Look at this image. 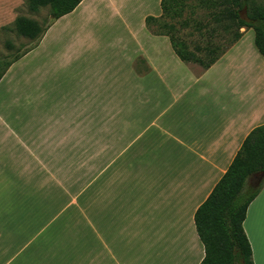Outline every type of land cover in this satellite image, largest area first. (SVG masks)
<instances>
[{
	"label": "crops",
	"instance_id": "crops-1",
	"mask_svg": "<svg viewBox=\"0 0 264 264\" xmlns=\"http://www.w3.org/2000/svg\"><path fill=\"white\" fill-rule=\"evenodd\" d=\"M160 1L82 0L70 13L80 11L81 17L93 21L100 18L101 25L110 20L108 26L116 36L144 33V41L151 46L144 50L135 40L140 51L124 57L125 69L114 73L110 83L100 81L101 73L87 74L88 79L76 87L74 115H69L70 119V110L64 105L67 109H61V120L54 118L47 120L44 127H35L41 130L39 134L29 127L26 138L25 126L19 124L18 131H8L15 147L24 151V163L22 170L17 168L21 157L16 149L12 153L14 183L0 187V264H37V243L43 240V232L39 236L37 229L46 228L53 221L46 217L47 207H38L36 198L53 190L52 181L67 178L70 148L78 151L85 145L84 115H114L117 101L127 110L126 101L134 100L137 94L144 99V126L112 122L99 125L94 121L92 127V146L95 156L97 147L100 149L99 162L124 165L125 174L119 180L115 174L117 183L110 186L108 206H99L108 218L102 223L101 215L98 217V240L101 244L104 234L109 250L66 255L61 264H70L73 259L82 261L77 264L201 263L204 250L193 216L224 175L247 135L264 124V59L254 46L253 31L243 30L242 38L209 69L194 71L191 64H184L175 56L166 37L152 36L145 28L146 17L161 15ZM66 16L49 29H55ZM134 22L139 30H135ZM49 29L38 46L14 63L0 80V102L20 79L32 83L42 75L47 91L38 92L36 98L41 100L64 94L55 77L58 73L67 74L72 80L81 79L83 68L82 74L69 76L68 62L39 74L33 68L29 70L38 58L45 59L46 66H57L53 60L56 55L46 46ZM127 47L119 44L113 50L124 51ZM109 48L106 46V51ZM138 58L144 70L133 68ZM40 106L36 103L35 114H39ZM4 125L0 124V130L5 134ZM114 191H121L118 206L111 204ZM98 197L101 198L100 193ZM119 211L126 213L123 222L127 245L129 222L134 225L140 220L144 225V250H113L122 233L115 215ZM242 227L253 264H264V185L248 206Z\"/></svg>",
	"mask_w": 264,
	"mask_h": 264
},
{
	"label": "rangeland",
	"instance_id": "rangeland-1",
	"mask_svg": "<svg viewBox=\"0 0 264 264\" xmlns=\"http://www.w3.org/2000/svg\"><path fill=\"white\" fill-rule=\"evenodd\" d=\"M255 6H264V0H249L248 13H251V9ZM203 15L204 13L202 15L200 13L199 17H203ZM17 17H24L44 26L49 22V9L46 7L40 9L37 13H31L27 9L26 0H0V59H10L25 52L33 45L31 41L18 37L12 30L13 22ZM88 17H91V15ZM99 20L100 18L94 21L92 18H83L80 16V11L66 16L55 29L50 30L52 27L49 29L51 32L46 41V46L49 45L48 51H53L52 54L56 55L53 60H55L57 66H46L45 59L38 58L35 61L37 64L29 68V70L33 68L32 70L39 74L40 71L59 69L61 63L68 62L66 64L70 65L67 68L70 72L69 76L76 75V73L77 75L78 73L82 74L81 70L83 68L84 77L81 76L80 80L77 77L75 80L67 78V74L64 73L55 75L65 91L64 94H59V98H56L57 94H53L50 96L51 99H37L38 92L46 90L45 83H43L45 78L41 75V77H37V80L34 79L32 83L25 78L20 79L18 83L16 82L17 84L13 83L8 92L9 94H6V99L0 102V124H5L4 127L7 129L5 134L0 130V187L2 185L10 186L14 183L12 153L17 148L13 143V137L8 133L9 130L16 132L18 127L23 125L25 126L23 134L26 138L29 136V127L33 132L36 131L39 134L41 130L35 129V127L38 124L41 125L40 127H44L47 120L60 119L61 109L66 108L64 105H67L68 110H70L68 116H73L72 104H75L76 100V87L78 83L86 80L87 74L101 73L99 75L100 81L110 83L113 80L114 73L118 74L125 69L127 65L124 64L125 56L140 51L138 46H142L144 50L150 48L151 45L144 41V33L137 32L134 37L116 36L112 34V30L108 26L112 21L108 20V23L107 20H104V25H101ZM133 25L135 30L140 29L136 26V22ZM191 32V28H185L181 29L179 35L184 39L188 38L187 41H193L196 37L190 38L188 34ZM135 40L140 42L138 46L135 45ZM8 44L12 45L11 50L8 48ZM119 44H124L130 49L127 47V50L115 52L113 49H117ZM106 46L110 47L107 51ZM191 67L194 71L202 70L197 65H191ZM133 68L136 71L145 69L140 58L134 60ZM66 81H71L70 87ZM51 89L55 93V89ZM33 97L35 100H33ZM141 97L137 94L134 100L126 101L125 107H127V110L124 109V105H120L121 101H117L119 106H116L114 115L108 113V116H96L95 118L90 114L84 115L85 145L83 148H79L78 151L70 148L67 178L58 182L52 181L53 190H49L47 195L36 198L38 207H47L46 217L53 221L52 225L50 224L46 228L38 227L37 229L39 236L43 232V240L37 243V264H61V258L66 255L80 256L94 251L109 250L108 245L106 246L108 244L106 243L107 239L103 237L104 234L101 236V244L98 240V217L101 215L102 223L107 222L108 218L106 212H100L99 206L101 208L108 206L106 202L109 199L110 186L117 183V175L119 180L125 173L123 171L124 165L110 164L107 160L99 162L98 153L100 149L98 147L96 150L97 156L94 155L92 146L93 122L96 121L99 125L112 122L117 125L144 126V99ZM36 103L41 104L38 108L41 110L37 111L39 114L34 112ZM68 116H65V118ZM68 121L70 122V120ZM16 152H19L21 157L20 162L16 163H19L17 168L22 170L24 151L18 148ZM99 172H101L100 175ZM118 172L120 173L117 174ZM142 174L144 175V172ZM256 179L257 177L252 178L250 185L254 186ZM57 183L58 185H56ZM46 185L50 187L48 183ZM99 193L101 195L100 199L98 197ZM119 194L118 191L117 194L115 191L112 193L111 204L117 205ZM133 214L130 215V218H133ZM115 215H117L118 230L122 233L117 237L113 250H144V225L140 220L134 225L132 221L129 222L130 234L127 237L129 239L127 245L124 240L125 223L123 222L126 213L119 211ZM95 222H97L96 226H94ZM70 262L77 264L82 261L73 259Z\"/></svg>",
	"mask_w": 264,
	"mask_h": 264
},
{
	"label": "trees",
	"instance_id": "trees-1",
	"mask_svg": "<svg viewBox=\"0 0 264 264\" xmlns=\"http://www.w3.org/2000/svg\"><path fill=\"white\" fill-rule=\"evenodd\" d=\"M82 0H26L29 12L49 9V22L42 26L17 17L12 30L33 45L21 54L0 59V80L7 70L34 50L54 22L72 13ZM249 0H161V15L146 17L147 31L166 37L175 56L184 64L209 69L244 32L252 30L254 46L264 59V6L248 13ZM204 13L203 17H199ZM191 28L189 37L179 34ZM10 50L12 45L8 44ZM257 177L259 184L250 185ZM264 185V124L253 129L244 139L224 175L193 216L196 234L203 246L200 264H253L250 244L242 224L246 210Z\"/></svg>",
	"mask_w": 264,
	"mask_h": 264
},
{
	"label": "water",
	"instance_id": "water-1",
	"mask_svg": "<svg viewBox=\"0 0 264 264\" xmlns=\"http://www.w3.org/2000/svg\"><path fill=\"white\" fill-rule=\"evenodd\" d=\"M259 182H260V181H259V179L257 178L256 181H255V183H254V186H257V185L259 184Z\"/></svg>",
	"mask_w": 264,
	"mask_h": 264
}]
</instances>
